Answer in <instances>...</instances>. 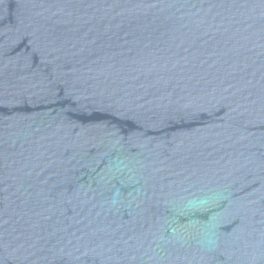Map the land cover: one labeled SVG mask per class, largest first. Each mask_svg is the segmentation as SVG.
I'll return each mask as SVG.
<instances>
[{"label": "water", "instance_id": "1", "mask_svg": "<svg viewBox=\"0 0 264 264\" xmlns=\"http://www.w3.org/2000/svg\"><path fill=\"white\" fill-rule=\"evenodd\" d=\"M0 264H264V0H0Z\"/></svg>", "mask_w": 264, "mask_h": 264}]
</instances>
